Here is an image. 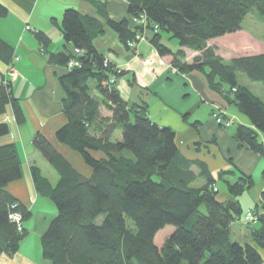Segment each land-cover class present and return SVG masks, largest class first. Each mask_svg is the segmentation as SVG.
Listing matches in <instances>:
<instances>
[{
	"label": "trees",
	"instance_id": "obj_1",
	"mask_svg": "<svg viewBox=\"0 0 264 264\" xmlns=\"http://www.w3.org/2000/svg\"><path fill=\"white\" fill-rule=\"evenodd\" d=\"M86 1L99 18L66 8L60 27L63 48L49 53L48 61L63 68L58 81L66 121L55 138L78 153L91 174L75 170L42 133L33 135V146L57 174L51 184L39 167L30 168L36 192L55 207L40 237L42 259L47 264H264V191L259 205L250 209L260 227L250 228L253 222L243 220L237 198L252 185L251 177L241 174L230 181L224 171L215 176L205 162L184 157L171 127L151 120L146 103L120 95L116 82L124 71L108 63L94 45L107 27L130 52L148 41L159 56H170L178 72H201L208 87L251 122V127L237 124L233 138L264 156V100L237 80L241 72L264 86V52L225 60L208 44L241 30L253 8L264 16V0H126V14L119 18L111 16L107 0ZM7 11L0 3V17ZM141 16L144 25L133 23ZM136 35L144 39L136 40ZM170 38L176 39L177 48ZM38 39L45 44L44 36L38 34ZM183 48L196 52L191 61L185 60ZM11 53L12 47L0 38V58L10 64ZM69 60L78 64L67 67ZM110 77L115 81L105 83ZM9 105L16 123L23 124L19 99L2 76L0 114ZM102 108L110 114L103 115ZM8 131V123L0 122V137ZM21 175L15 144H0V254L9 256L25 238L23 222L30 216L7 189ZM199 179L203 183L193 185ZM218 181L231 198L217 197ZM15 213L19 220L12 218ZM240 220L250 230V241L236 239L231 231ZM166 225L174 229L158 246L154 237Z\"/></svg>",
	"mask_w": 264,
	"mask_h": 264
},
{
	"label": "crops",
	"instance_id": "obj_2",
	"mask_svg": "<svg viewBox=\"0 0 264 264\" xmlns=\"http://www.w3.org/2000/svg\"><path fill=\"white\" fill-rule=\"evenodd\" d=\"M107 1L111 16L119 18L126 14V0ZM0 3L8 10L0 17V38L12 47L10 64L16 72L14 77L10 76V64L0 58V79L5 76L10 80L12 92L19 99L25 115L23 124L16 123L10 105L0 114V122L5 121L9 126L8 133L0 137V144L14 143L16 146L22 175L10 182L7 189L30 212L29 218L23 222L26 236L18 251L13 256L0 254V264H47L41 257L40 237L55 214V207L48 197L36 192L30 168L32 165L39 167L51 184L56 182L57 174L33 146V135L42 133L75 170L84 176L91 174L80 155L55 138L56 129L66 121L61 103L64 93L58 81L63 68L49 63V53L63 48L60 27L66 8L99 17L86 0H0ZM108 29L105 27L103 34L94 39V45L115 67L124 71L116 82L120 95L131 102L146 103L151 120L171 127L184 157L205 162L215 176L224 171L223 177L230 181L241 174L251 177L252 185L237 199L245 212L259 205L260 194L264 191V156L233 138L237 124L251 127L249 118L234 104L227 103L220 93L211 90L201 72H178L170 65V56H159L148 41L139 42L134 52H130ZM38 34L46 38L44 45ZM105 36H108L107 40ZM222 38L210 39L208 44L215 46L216 53L225 59L227 57L216 43ZM169 44L178 47L171 41ZM183 50L186 61L196 55L188 48ZM243 85L251 90L247 84ZM213 112L228 118L230 124L216 123ZM114 136L119 137V132L115 131ZM96 156L101 155L96 153ZM219 182L223 185L221 190L217 185ZM216 187L220 200L231 198L224 183L218 181ZM236 222L238 226L234 227ZM236 222L231 228L236 239L250 241L249 228L241 220ZM257 224L249 226L259 228ZM260 252L264 259V249Z\"/></svg>",
	"mask_w": 264,
	"mask_h": 264
},
{
	"label": "rangeland",
	"instance_id": "obj_3",
	"mask_svg": "<svg viewBox=\"0 0 264 264\" xmlns=\"http://www.w3.org/2000/svg\"><path fill=\"white\" fill-rule=\"evenodd\" d=\"M108 32L114 34V32L109 28ZM108 36H105L107 40ZM168 36L165 35V39ZM173 44H177L175 38L169 39ZM216 43L219 44V50L223 52V56L228 59L241 55L255 54L259 52H264V16L259 15L256 12V9L253 8L243 19L241 30L233 33L226 34L222 39L216 40ZM225 58L226 60H228ZM108 63L111 62L107 59ZM237 80L241 84H247L253 92L264 98V86L261 82H253L244 74L239 72L237 74ZM101 113L104 115H109V111L105 108L101 109ZM213 116V114H212ZM201 184V179L194 182L193 185L197 186ZM220 190L223 185L219 182L217 183ZM245 214V209L242 210V216ZM258 222H255L257 226ZM234 227L238 226V223H235ZM174 229L172 225H166L161 230H159L155 237L154 241L156 245L161 246L164 242L165 237ZM234 237V236H233ZM235 238V237H234Z\"/></svg>",
	"mask_w": 264,
	"mask_h": 264
},
{
	"label": "built area",
	"instance_id": "obj_4",
	"mask_svg": "<svg viewBox=\"0 0 264 264\" xmlns=\"http://www.w3.org/2000/svg\"><path fill=\"white\" fill-rule=\"evenodd\" d=\"M132 21H133V23H138V24L144 25L145 18L143 16H141L139 18L135 17V18L132 19ZM135 38H136V40H143L144 36L136 35ZM128 45L132 47L134 45V43L133 42H129ZM74 52L78 53L79 50L78 49H74ZM77 64H78L77 61L69 60L68 63H67V67H71V66L77 65ZM8 72H9L10 76L14 77L16 75L15 69L11 66V64L8 66ZM114 81H115V78L114 77H110L107 81H105V83H113ZM213 117H214L216 123L223 124L224 126H228L230 124V120L228 118H223V116L220 113H218V112H214L213 113ZM12 218H14L15 220H19L20 216H19V214L15 213V214L12 215ZM257 219H258V215H256L252 210L246 211L244 216H243V220L247 221V222L255 223L257 221Z\"/></svg>",
	"mask_w": 264,
	"mask_h": 264
}]
</instances>
